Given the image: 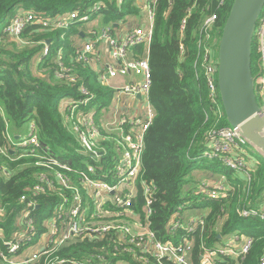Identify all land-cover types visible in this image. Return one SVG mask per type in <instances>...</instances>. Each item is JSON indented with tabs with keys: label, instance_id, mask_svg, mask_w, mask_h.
I'll use <instances>...</instances> for the list:
<instances>
[{
	"label": "trees",
	"instance_id": "trees-1",
	"mask_svg": "<svg viewBox=\"0 0 264 264\" xmlns=\"http://www.w3.org/2000/svg\"><path fill=\"white\" fill-rule=\"evenodd\" d=\"M234 2L155 0L153 4L145 0H0V148L7 150L6 155L0 153V264H8L7 257H19L34 248L48 230L44 221L52 218L50 214L63 202V196L72 200V192L65 189L59 194L35 193L41 184L39 176L61 173L73 187L81 188V174L86 170V163L96 169L115 172L120 135L115 129L101 124L99 112L111 106L117 91L100 81L98 71L92 65L78 61L81 46L73 38L82 39L85 35L90 39L107 28L114 34L116 25L139 17L149 4L153 8L151 44L147 50L143 46H134L131 53L137 60L146 51L148 53L149 101L154 111L152 125L145 136L142 172L137 186L140 189L142 184L153 185L156 194L151 218H144L142 193L133 201L130 211L139 215L137 220L149 226L159 242H172L178 246L188 240L192 245L191 264H201L206 250L232 247L231 241H235L240 250L245 239L253 240L246 256L237 258L219 253L213 264H261L264 257V220L260 218L264 213V156L257 157L258 151L252 152L249 146L241 145L233 149L236 168L225 163L230 153L204 158L205 153L214 152L212 146L219 132L230 127L221 97L222 115L216 113L210 95L206 49H215V56L219 57L222 33ZM21 11L30 15L24 16L23 30L14 37L5 29ZM68 14H76L77 19L64 20V27L44 25L38 20L40 15L55 19ZM214 16L215 21L208 24ZM83 18L88 19L80 21ZM88 23L96 24L83 29ZM46 47L49 53L42 57ZM59 63L75 78L73 83L56 77V72L62 69ZM257 70L258 54L253 46L254 77ZM82 88L87 90L88 96L82 93ZM86 98L91 99L89 104L80 105ZM63 100L79 105V112L96 122L103 137L101 148H105L98 159L83 151L73 131L72 119L64 120L60 112ZM68 103L65 108L70 116L73 105ZM32 123L41 145L49 148L69 170L56 168L51 171L38 166L39 161L35 158L20 157L28 149L17 153L8 148L10 139L16 144L21 142L24 138L22 129ZM125 128L129 129L128 126ZM197 170L208 174L204 179L212 175L225 177L228 187L233 186L234 191L224 198L205 197L199 192L202 180H190ZM22 197L37 205L29 217L31 226H24L31 241H24L20 251L13 254L5 244L17 242L14 236L21 232L18 221L24 209L20 203ZM186 211H198L202 215L185 220L182 215ZM245 211L250 214L248 217L243 215ZM176 214L181 217L176 222L180 221L182 228L171 232V222ZM191 220L196 224L191 222L189 231ZM128 222L131 226L136 223L132 218ZM104 245L105 242L99 239H76L58 250L39 255L30 264H57L61 260L97 264V256ZM109 247L107 260L111 263L125 259L130 264H144L136 261L134 254L126 255L123 246H118L116 253L113 246ZM134 253L138 258L145 257L148 264H174L166 258L157 260L149 252L135 249Z\"/></svg>",
	"mask_w": 264,
	"mask_h": 264
},
{
	"label": "built area",
	"instance_id": "built-area-1",
	"mask_svg": "<svg viewBox=\"0 0 264 264\" xmlns=\"http://www.w3.org/2000/svg\"><path fill=\"white\" fill-rule=\"evenodd\" d=\"M145 1L148 3L153 2V4L155 2V0ZM145 9H147L149 13L150 25L148 27L128 32L121 38L112 34L111 28H107L101 33L91 37L88 42L80 47V51L78 52V61L92 65L98 71L100 81L105 85L109 86L112 79L128 77L132 73L141 79L139 83L133 86L115 89L117 93L119 92V94H123L138 101L140 105V114L138 116L128 119L123 117L116 122L117 127L115 130L119 133L120 138L117 139L119 160L115 172L105 171L101 168H98V170L86 163V170H83L81 174V188L73 187L61 173H55L53 176H39L41 184L36 187L35 193L44 194L48 191L50 193L56 192L59 194L61 189H65L72 192V200L70 202L63 196V202L54 212H51L50 216L52 218L44 221L48 230L40 236V239L45 236L46 240V243L42 247L43 249L40 248L41 251L35 253L32 257H26L23 261V254L19 257H7L6 261L8 264H30L37 260L39 255L48 254L51 250H58L68 242L76 239L84 241L90 238L99 239L106 244V246H103L101 254L97 256V264H114L107 260L109 246L115 248V253L116 250H118V246H123V251L127 253L126 255L134 254L135 256L133 258L144 264H148V261L145 260V257L138 258L136 253H134L135 249L141 252H149L157 260L166 258V260L174 264H191L192 245L188 240H186L184 244L178 246L172 242L163 244L156 239L155 233L149 226L143 225L137 220L139 215L130 211L133 201L142 193L145 198L143 207L144 218H151L154 214V197L156 194V187L153 185L142 184L140 189L137 186L142 172L145 136L154 118V111L149 101L151 73L148 53H145L139 60L130 57L132 47L139 45L147 49L152 41V5L149 4ZM27 15H30V13L25 11L19 12L16 15V19L5 31L14 37H18L24 27V16ZM67 19L74 20L77 19V16L76 14H68L61 15L55 19H50L45 15H40L38 17L39 23L44 25L54 24L58 27H64V20ZM87 19L88 18H83L80 19V21L85 22ZM214 21L215 16L209 19L208 24ZM103 43L106 44L109 49L110 58L113 62L112 64L102 63L99 46ZM253 46H255L258 54L257 75L255 77L253 76L255 92L260 105L261 115L264 117V11L255 28L252 47ZM48 53L49 49L46 47L42 57H46ZM215 54V49L214 51L213 48L210 47L206 49V77L216 113L222 115L223 111L220 105L218 83L219 57L217 58ZM60 65L62 69L56 72V77L59 79H66L70 83H73L75 78L68 74V69L62 66V64ZM81 91L84 95L88 96L87 90L82 88ZM138 96H141V99H138ZM90 100L91 99L86 98L80 105L87 106ZM72 105L70 117L72 119L73 131L78 136L83 151L93 159H98L102 155L101 153L105 151V148H101L103 137L99 133L97 124L90 116L83 115L79 112V105L75 103ZM33 124L34 123L30 126V133L28 136H23L24 138L17 144L10 139V144L13 148H11V146L8 148L17 153L21 152L23 149H28L27 153L22 154L20 157L35 158L39 161L37 163L38 166L45 167L51 171H54L56 168L65 171L69 170L68 165L61 163L54 157L49 148L41 145L38 136L35 134ZM126 126H128L129 129L126 130ZM241 145L250 146L260 152L242 137L240 127L234 128L230 126L224 128L219 132V135L213 143L212 149L214 152L205 153L204 158H213L219 154L230 153L231 156L225 159V163L232 168H236L235 158L232 157V154H234L233 149ZM0 153L6 155L7 150L0 148ZM234 157H236V155H234ZM237 161H239V159H237ZM111 174H113V176ZM108 179H112L113 182L111 183ZM228 183L225 177H220L209 184L203 185L201 193L210 199L224 198L228 193L234 191L233 186L228 187ZM55 189L58 190L56 191ZM20 203L24 208L18 221V227H21V232L16 233L14 236V238H17V242H6L5 244L13 254H17L20 251L24 241L30 240L24 226H31L32 221L29 217L31 211L37 205L33 202H29L26 197H22ZM68 203H70L69 206ZM243 215L248 217L250 214L245 211ZM178 217H180L179 214H176L172 219L171 232H175L177 229L182 228L180 221L176 222L178 221ZM129 218L135 219L136 223H134L133 226L129 224ZM260 218L264 220V213ZM91 219L94 220L93 223L90 221ZM191 222L196 224L194 220H191L188 223L189 231L192 225ZM199 224L203 225L204 223L200 222ZM0 235L2 237V233H0ZM109 242L112 243L108 244ZM231 243H233V246L229 248L219 246L212 250H206L202 257L201 264H213L219 253L230 254L237 258L246 256L252 246L253 240L245 239L240 246V250L235 241H231ZM57 264L87 263L61 260ZM115 264L130 263L128 260L122 259L116 261ZM261 264H264V257Z\"/></svg>",
	"mask_w": 264,
	"mask_h": 264
},
{
	"label": "water",
	"instance_id": "water-1",
	"mask_svg": "<svg viewBox=\"0 0 264 264\" xmlns=\"http://www.w3.org/2000/svg\"><path fill=\"white\" fill-rule=\"evenodd\" d=\"M263 11L264 0H235L220 41L218 83L228 123L240 127L242 137L264 156V117L252 72L253 36Z\"/></svg>",
	"mask_w": 264,
	"mask_h": 264
},
{
	"label": "crops",
	"instance_id": "crops-1",
	"mask_svg": "<svg viewBox=\"0 0 264 264\" xmlns=\"http://www.w3.org/2000/svg\"><path fill=\"white\" fill-rule=\"evenodd\" d=\"M149 25H150V22H149L148 10L143 9L142 14L139 17H131L126 22L120 23L119 26L117 25L115 27L116 32L114 33V35L118 38H121L125 34H127L128 32H132V31L140 29V28L143 29L144 27H148ZM88 41H89L88 37L83 35L82 36V43L81 44L79 43L80 44L79 46L84 45ZM99 49L101 52L102 63L112 64L113 62L110 58L109 49H108L107 45L103 43L99 46ZM146 53H147V51H146ZM130 57H133L132 53L130 54ZM140 80L141 79L139 77H136L132 73L128 77H119L116 79H112L110 81L109 86L111 88H113L114 90L115 89L117 90L118 88H124L126 86H133L134 84L139 83ZM63 101H66V100H63ZM63 101H62V103H63ZM72 104L73 103L71 102L70 105H72ZM111 106H113V107L110 108ZM111 106L109 108H107L106 110L99 112L100 113L99 118L102 121L101 124L104 125L105 127H108L109 129H115L117 127L116 122L119 120L120 116H123L124 118L128 119L130 117H135V116H138L140 114V105H139L138 101H135V100L129 98L128 96L123 95V94H119V92L116 93V96L114 98V102L111 104ZM60 112L62 113L65 121H69V120L71 121V117L68 114V109H66L65 106H62V104L60 106ZM108 117H110V118H108ZM127 122H134V121H127ZM90 221L92 223L94 222V220H92V219Z\"/></svg>",
	"mask_w": 264,
	"mask_h": 264
},
{
	"label": "rangeland",
	"instance_id": "rangeland-1",
	"mask_svg": "<svg viewBox=\"0 0 264 264\" xmlns=\"http://www.w3.org/2000/svg\"><path fill=\"white\" fill-rule=\"evenodd\" d=\"M94 24H96V23H88V24H86L84 27H83V29H87V28H91ZM74 39V41H75V43L77 44H81L82 43V39L80 38V37H74L73 38ZM77 44V45H78ZM79 44V45H80ZM67 100L66 101H63V103H62V106H65L66 104H67ZM113 106H111L110 108H112ZM64 108V107H63ZM103 110H106V109H103ZM107 112V111H106ZM105 112V113H106ZM108 118H110V117H108ZM121 118H123V116H120L119 117V120L121 119ZM30 126L28 125V124H26L25 126H24V128L22 129V132H21V134L22 135H24V136H28V134H29V132H30ZM250 147V146H249ZM251 148V151L252 152H254V151H256L254 148H252V147H250ZM260 155H262L261 154V152H259V154H257L256 156L257 157H259ZM205 175H208L207 173H205V172H203L202 170H197V171H195L192 175H191V177H190V180H196V181H201L202 182V187H200V189H199V192H202V190H203V185H206V184H209V183H211L213 180H217V179H219L218 178V175L216 176V175H212V176H210V178H208V179H204L205 178ZM204 179V180H203ZM201 215V213L200 212H198V211H186L185 213H183V218L185 219V220H187L189 217H199ZM46 243V240H45V236H43L41 239H40V241H39V243H37V245L34 247V248H30L29 250H27V251H25V253L23 252L22 254V261L27 257H32L35 253H37V252H39V251H41V249H43L42 247H43V245ZM41 248V249H40Z\"/></svg>",
	"mask_w": 264,
	"mask_h": 264
}]
</instances>
